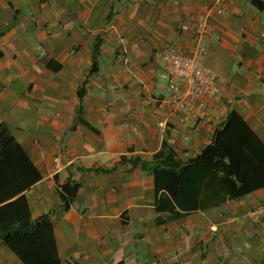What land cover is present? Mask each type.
Instances as JSON below:
<instances>
[{
  "label": "crops",
  "instance_id": "obj_1",
  "mask_svg": "<svg viewBox=\"0 0 264 264\" xmlns=\"http://www.w3.org/2000/svg\"><path fill=\"white\" fill-rule=\"evenodd\" d=\"M214 1L0 0V124L41 176L24 194L55 213L61 264H264V185L239 198L195 164L232 111L264 146V0ZM201 21L220 94L179 122L152 57L190 56ZM0 264L22 263L1 244Z\"/></svg>",
  "mask_w": 264,
  "mask_h": 264
},
{
  "label": "trees",
  "instance_id": "obj_2",
  "mask_svg": "<svg viewBox=\"0 0 264 264\" xmlns=\"http://www.w3.org/2000/svg\"><path fill=\"white\" fill-rule=\"evenodd\" d=\"M99 46L97 40L93 48L92 73L97 70ZM121 160L124 162L127 158ZM127 161L135 165L139 160L130 158ZM195 164L205 178L220 175L228 191L232 192V187L237 186L239 198L264 185V146L234 111ZM161 174L165 182L176 180L170 172L161 171ZM40 179L8 128L0 124V245L4 244L22 264H61L52 231L51 219L55 213L33 219L24 194ZM78 189L79 185L70 181L61 186L59 198L63 211L69 210Z\"/></svg>",
  "mask_w": 264,
  "mask_h": 264
},
{
  "label": "built area",
  "instance_id": "obj_3",
  "mask_svg": "<svg viewBox=\"0 0 264 264\" xmlns=\"http://www.w3.org/2000/svg\"><path fill=\"white\" fill-rule=\"evenodd\" d=\"M214 2L208 14L212 10L219 15L223 14V10L218 8L222 0ZM207 24V21L196 22L192 28L193 49L190 56L164 49L152 57L154 64L168 75V82L158 87V94L173 106L174 117L179 122L197 110L202 111L220 94L218 76L202 62L207 50L206 36L210 30ZM182 31L189 32L190 27L184 24Z\"/></svg>",
  "mask_w": 264,
  "mask_h": 264
}]
</instances>
